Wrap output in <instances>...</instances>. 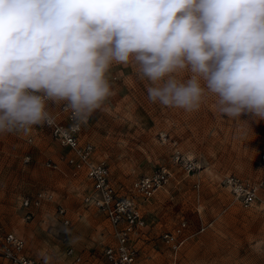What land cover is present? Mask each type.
<instances>
[{
	"label": "rangeland",
	"instance_id": "obj_1",
	"mask_svg": "<svg viewBox=\"0 0 264 264\" xmlns=\"http://www.w3.org/2000/svg\"><path fill=\"white\" fill-rule=\"evenodd\" d=\"M108 79L112 94L81 123L80 142L93 145L120 194L143 175L162 168L169 174L150 198L138 200L145 223L133 241L135 264H264V120L229 118L211 94L193 112L153 103L149 82L131 62L114 64ZM62 104L48 108L66 125ZM70 155L45 125L0 134V245L13 232L40 264H69L70 248L88 264H110L105 250L116 244L112 226L85 204L90 184L67 162ZM233 176L258 183L252 206L243 207L225 185ZM39 194L51 198L22 207L23 198ZM166 233L182 244L172 249ZM0 264H12L1 250Z\"/></svg>",
	"mask_w": 264,
	"mask_h": 264
},
{
	"label": "clouds",
	"instance_id": "obj_2",
	"mask_svg": "<svg viewBox=\"0 0 264 264\" xmlns=\"http://www.w3.org/2000/svg\"><path fill=\"white\" fill-rule=\"evenodd\" d=\"M130 62L153 103L193 112L211 94L264 120V0H0V134L51 125L49 102L86 123Z\"/></svg>",
	"mask_w": 264,
	"mask_h": 264
},
{
	"label": "built area",
	"instance_id": "obj_3",
	"mask_svg": "<svg viewBox=\"0 0 264 264\" xmlns=\"http://www.w3.org/2000/svg\"><path fill=\"white\" fill-rule=\"evenodd\" d=\"M60 112L68 121L66 125L61 124L53 114L54 122L51 125H44L49 128L54 139L61 146L70 149L71 155L67 162L76 171L84 172L90 184L89 192L83 197L85 204L99 210L112 226L116 244L106 248L105 258L110 264H135L136 249L133 246V241L145 223L140 213L138 200L150 198L164 186L169 174L166 169L162 168L151 174L143 175L132 183L129 193L120 194L110 181L109 168L106 163L94 158L93 145L89 142H80L81 123L72 118V113L66 104L60 106ZM26 158L28 159V157ZM53 167L55 166L53 165ZM225 185L243 207H250L256 201L258 183L233 176L226 178ZM50 198V194H39L34 199L23 198L21 205L25 209L37 207L43 199ZM57 213L60 219L67 224L68 217L65 209L58 207ZM30 217L31 213L28 212L26 218L30 219ZM181 230L178 228L176 233L181 232ZM163 237L172 249H176L183 242L182 240H175L174 236L169 233L164 234ZM0 250L2 256L12 264H40L26 254L24 240L13 232H6L3 235ZM66 252L72 256L69 264H88L79 254L73 253L71 248ZM170 264H176V261L172 260Z\"/></svg>",
	"mask_w": 264,
	"mask_h": 264
}]
</instances>
